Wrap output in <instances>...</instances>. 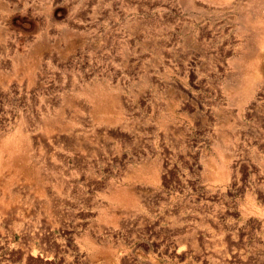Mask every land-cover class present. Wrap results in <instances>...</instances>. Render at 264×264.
I'll list each match as a JSON object with an SVG mask.
<instances>
[{"label":"rangeland","instance_id":"374dc122","mask_svg":"<svg viewBox=\"0 0 264 264\" xmlns=\"http://www.w3.org/2000/svg\"><path fill=\"white\" fill-rule=\"evenodd\" d=\"M0 203V264H264V0H0Z\"/></svg>","mask_w":264,"mask_h":264},{"label":"bare ground","instance_id":"6f19581e","mask_svg":"<svg viewBox=\"0 0 264 264\" xmlns=\"http://www.w3.org/2000/svg\"><path fill=\"white\" fill-rule=\"evenodd\" d=\"M62 128H63V127H62ZM61 130H64V128H63V129H61ZM59 131H60V130H59ZM59 131H58V132H59ZM59 133H60V132H59ZM58 136H59V135H58ZM64 136H65V135H64ZM62 138H63V135H62ZM63 139H64V138H63ZM0 204H1V203H0Z\"/></svg>","mask_w":264,"mask_h":264}]
</instances>
